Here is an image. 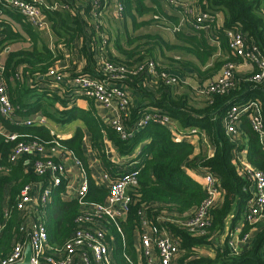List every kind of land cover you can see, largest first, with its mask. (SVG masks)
<instances>
[{
  "label": "trees",
  "instance_id": "obj_1",
  "mask_svg": "<svg viewBox=\"0 0 264 264\" xmlns=\"http://www.w3.org/2000/svg\"><path fill=\"white\" fill-rule=\"evenodd\" d=\"M57 1L66 8L43 12L51 21L52 31L59 42L70 47L75 38H82L78 48L82 60L81 68L57 72L61 77L57 84L64 89L65 95L60 96L51 89L39 87L40 83L54 82L49 70L61 55L50 50L43 40L39 42L38 35L25 22H21V26L32 42L31 48H9L3 59L4 76L9 99L15 107L14 114L20 118L39 116L41 121H37L38 124L35 125L12 127L11 131L18 135L14 140H6L0 135V223L4 219V203L7 213L0 235V258L9 254L13 237L18 234L16 204L21 190L30 183L44 185L48 182L46 175L24 169L22 160L16 164L9 162V155L19 141L38 140L47 145L53 139L57 140L85 168L89 187L84 199L102 202L107 189L104 186L96 187L89 175L86 158L81 150V127H76L69 138L56 139L44 123L49 120L65 125L80 120L90 134L91 149L95 157L111 178L127 169L138 170L137 185L127 189L130 199L128 211L118 221L121 233L114 225L109 229L116 243L113 255L119 264L124 263V255L131 259L136 258L135 241L138 233L142 231V217L149 226L166 229L177 241L176 264H264L261 251L264 244V219L258 223L249 249L239 254L232 253L227 237L220 246L214 248L213 258L198 252L202 245L212 244L211 238L223 230L228 214L233 212V221H236L247 210V201L252 193L250 183L238 170L233 159V152L241 151L243 146L232 142L226 135L223 119L231 106H240L249 100L259 103L264 118V79L259 83L247 81L256 73L254 67L247 74H236L237 82L228 92L208 96L199 92L214 79L225 63L238 64L242 60L229 49L227 31L240 30L247 42L254 41L264 55V0H183L191 2L196 11L207 15L202 22V26L207 27L206 30L190 26V17L181 16L177 7L176 13H169L163 0H116L121 7L117 19L126 23L123 22V30L116 32L114 37L110 34L106 37L101 35V23H87V18L94 16V8L89 0H86L81 9L75 8L66 0ZM10 13L7 11V14ZM145 15L149 18L138 21V17ZM128 20L134 31L151 22L166 24L169 30L172 29V41L163 39L157 33L131 36ZM0 27L3 28L0 48L25 40L9 24L0 22ZM209 36L217 44L209 43ZM120 39L125 40L127 47ZM109 42L117 54L108 47ZM100 49L107 61L121 64L125 68L134 70L148 61H153L157 71L180 77L187 74L194 84L185 81L180 85L166 86L158 79L154 87L150 88L145 86L144 75L126 72L115 84L128 87L131 94L138 95L140 100L137 103H132L131 100L129 102L128 116L122 122L131 134L126 139H121L111 124L99 116L94 99L80 93V88L72 83L76 77H90L95 80L103 78L96 60V51ZM168 51L171 52L170 55L167 54ZM75 94L87 101L88 109L72 105L71 99ZM70 95L72 96L69 97ZM151 111H160L167 115L174 123L177 134L187 135L190 129L195 128L199 143H207L211 153L204 154L199 150L194 154L193 144L176 140L173 138L175 133L159 122L150 120L146 125L137 128L138 120ZM3 120L1 118L0 122ZM241 127L247 136L246 159L264 173V146L246 120L241 119ZM104 137L113 143L120 155L130 154L140 143L144 144L133 160V165L123 166L107 159ZM186 168L209 172L218 180L221 196L210 209L211 223L205 235L189 232L175 222L192 214L206 197L202 186L187 174ZM63 191V184L54 188L47 207L46 229L52 245L62 244L71 235L76 227L74 219L81 210L76 200L63 199ZM244 224L239 237L251 228Z\"/></svg>",
  "mask_w": 264,
  "mask_h": 264
},
{
  "label": "built area",
  "instance_id": "obj_2",
  "mask_svg": "<svg viewBox=\"0 0 264 264\" xmlns=\"http://www.w3.org/2000/svg\"><path fill=\"white\" fill-rule=\"evenodd\" d=\"M94 8V17L100 19V14L107 8L108 0H89ZM165 5L179 8L181 16L190 17V26L206 30L202 22L207 15L196 11L191 2L183 0H163ZM66 8L59 2L48 3L45 0H0V22L6 23L8 19L7 11L17 13L23 21L33 29L43 30L50 33V25L44 15V10H60ZM121 7L117 3L114 8V17L120 16ZM0 27V38L3 36ZM228 47L235 56L242 60L239 64H250L256 68V73L247 79L251 83H259L264 79V55L252 41L247 42L245 35L240 30L227 31ZM209 43H216L212 36L208 38ZM7 47L0 48V119L13 120L22 125H35L41 121V117H22L18 122L14 114L15 107L11 103L8 95V86L4 76L3 54ZM96 60L103 78L95 80L90 77H76L73 85L80 88L79 92L94 99L103 108H108L115 104L118 109L117 115L111 120L112 128L118 133L121 139H126L131 132L123 125V119L128 116L127 107L130 97L125 87L117 86L115 81L122 79L126 72L144 75L145 86H154L160 79L166 86L180 85L186 81V77L172 75L165 71H157L153 61L138 66L131 70L121 64L109 62L102 55V49L96 51ZM236 64L234 62L225 63L219 73L201 88V95H212L215 93L228 92L237 82L235 75ZM58 70L51 68L49 74L54 77V82L61 80ZM106 76V77H105ZM153 84V85H152ZM20 118V117H18ZM241 118H246L253 131L258 135L259 142L264 146V118L261 108L256 100H249L240 106H231L223 119V127L226 135L237 143V125ZM153 120L166 126L175 133V125L172 120L160 111L146 113L136 123L140 128ZM45 123V121H44ZM50 130V129H49ZM50 134L56 139L60 138L51 130ZM191 135H197V130H189ZM0 135L6 140H14L17 133H5L0 122ZM66 159H70L75 167L82 173L81 180L77 186L71 187L70 177L67 172ZM234 162L242 175L248 179L251 189V197L247 201V210L243 214L244 222L255 229L259 222L264 219V173L250 164L246 156L235 150ZM22 160L24 169H32L39 175H46L48 182L44 185L27 184L21 190L16 209L18 212V234L13 237L12 248L8 255L0 258V264H14L23 260L24 249L27 244L31 249V264H119L113 255L116 247L115 240L109 233L111 226L121 233L118 221L123 219L128 211L129 195L127 189L134 187L138 182V170L127 169L119 173L115 178H111L106 172L98 177V185L104 186L107 192L102 202L87 201L84 199L88 192V179L82 162L57 140H52L50 144L41 143L38 140L19 141L9 155V162L16 164ZM129 165H133L129 164ZM200 185L205 191V198L201 204L182 220H177L176 225L182 226L192 233L207 234L210 226V209L217 203L221 196L217 178L209 172H202ZM63 184L64 189H72L71 197L81 206L80 212L74 219L76 224L71 235L60 245L49 243L46 229L47 207L50 202L51 192L58 185ZM3 221L0 223V235L4 227L6 204ZM142 231L138 233L135 247L139 251L137 260L124 255L123 264H176L178 255V243L166 229H159L158 226H149L144 217L141 218ZM240 241L246 243L248 235L239 237ZM228 247L234 254H239L240 249L235 246V242L228 241ZM264 256V244L262 246Z\"/></svg>",
  "mask_w": 264,
  "mask_h": 264
},
{
  "label": "crops",
  "instance_id": "obj_3",
  "mask_svg": "<svg viewBox=\"0 0 264 264\" xmlns=\"http://www.w3.org/2000/svg\"><path fill=\"white\" fill-rule=\"evenodd\" d=\"M51 1H53V0H51ZM66 1L70 2V4L74 5V7L78 8V9H81L82 7H84L85 3H86V0L85 1L84 0H66ZM116 5H117L116 0H108L107 8H104L103 12H101L100 19L98 20L94 16H90L86 20L87 23L89 22V23L94 25L95 22H97L99 24L101 23L103 27H106L107 18L114 17V8ZM62 11H64V10H62ZM167 11L169 13H174L173 9H171V10L167 9ZM80 12H82V10H80ZM44 15L49 22L50 33H46L45 31L39 30V29H32V31H34L38 35V37H39L38 41L39 42L41 40H43L44 43L46 44V46L50 50L61 55L60 58L58 60H56L55 63L53 64V68L58 70V71H66V70L70 71L72 69L81 68L82 60H81V56L79 55V52H78V48L80 47L81 41H82L81 36H79L78 38H75L70 47L64 46L61 42H59L57 35H55L54 32L52 31L51 21L48 19L46 14H44ZM18 16L19 15L17 13H14V12H11L10 15L8 14V19L5 23V25L9 24L14 31L20 32L21 35H23V39H25L24 41L19 43V45H22V47H20V48L29 49V48H31L32 42L29 41L28 34L25 31H23V29H22L21 22L24 23V21L22 20V18L20 16H19L20 18ZM114 19H117V18L114 17ZM103 27H102V34L101 35L103 37H106L108 35L106 34V32L103 33ZM86 30L88 32V26H87ZM15 45H18V44L14 42V43H11L10 45H6L7 51L9 48L10 49H17V48H14ZM107 45H108V47L110 46V48H111V42H109ZM111 51L115 52V51H113L112 48H111ZM5 54L6 53L3 54V58H4ZM235 67H236V72L241 74V75L247 74L254 69L250 64L242 65V64L238 63V64H236ZM189 82H190V84H194L192 81H190V79H189ZM39 87L51 89V90L55 91L60 96L65 95L64 89L61 87V85L54 83V82H49V81L43 82V83L39 84ZM124 87L127 89V93L128 94L130 93V100L132 101V103H137L140 100L139 96L136 94H133V93L131 94V91L129 90V88L126 86H124ZM149 87L152 88L154 86H149ZM71 96L72 95H70L69 97H71ZM71 101L73 102L72 105L79 106L83 109H88L87 101L84 100L83 98H81L79 95L75 94L74 96H72ZM94 105H95L96 111L99 114V116L108 124L111 123V120L118 113V109H117V106L115 104H112L108 108H103L99 104H97L96 102L94 103ZM22 119L23 118L15 117V120L18 122H21ZM241 119L246 120V118H241ZM4 121H5V123H4ZM2 123H3V125H2ZM2 123H1V126H2V129L5 133L14 132V131H11L12 127L22 125L20 123L18 124L16 122H14L13 120L8 121L7 119L6 120L4 119ZM51 123H52V125H51ZM45 124L55 135L57 134L56 128L53 127V122L46 120ZM59 125L60 124H58V126ZM63 126L65 127L63 129L64 133L62 135H58L62 139H66V138L71 137L73 135L76 127H81L82 132H83V137L81 140V150L83 152V155L86 158L87 167L89 170V175H90L94 185L96 187H99V185L97 184L98 183L97 179H98L99 175L105 171L102 168L101 162L95 157V155L91 149L89 132L87 131V129L84 127L83 123L80 120H75V121H73L69 124H65ZM237 129H238L237 145L243 146L242 150L240 152L241 153L243 152V154L246 156V154H245L246 150L245 149H246V145H247V136L241 127V120L239 121V123L237 125ZM173 138H175L176 140H180V141L183 140V141L190 142L191 144H193L194 154L198 153L199 150H202V152L204 154H210L211 153V149L207 143H203L202 145L199 143L198 135H191V134L181 135V134H177L175 132V134L173 135ZM143 144L144 143H140L133 150V152H131L130 154L120 155L117 152L116 148L114 147L113 143L109 139L104 137V148H105V153H106L107 159H109V161H111L115 164L123 165V166H125V164L129 165V164L134 162L133 160L135 159L139 150L142 148ZM234 155H235V152H233V156ZM66 165H67V172H68L69 177H70L71 187H75L78 185V183H80L79 181L81 180V177L83 175H82L81 171L78 169V167H75V165L72 163V161L70 159H66ZM82 166H83V164H82ZM83 169H85V168L83 167ZM186 172L192 179H194L196 182H198L200 184V178H201L200 176L202 173L201 171H199L195 168H186ZM86 177H87V174H86ZM71 192H72V189H68V190L64 189V191L62 192L63 199L74 200L73 198H70ZM233 217H234L233 212L228 214V216L225 218L223 230L211 238L212 244L202 245L201 247H199V249H198L199 253L207 255L210 258H213L214 257V248L220 246L221 243H223V241L225 239H227V237H229L228 241L232 240L235 242V246L240 249V252L243 250H247L251 247V245L254 241L253 234L258 228L248 229L245 232V234L248 235V240L246 243H244V242L240 241V239H239V232L242 229V226L245 225L243 215L236 221H233ZM139 254H140L139 251L136 249V258L133 260H137L139 258Z\"/></svg>",
  "mask_w": 264,
  "mask_h": 264
},
{
  "label": "rangeland",
  "instance_id": "obj_4",
  "mask_svg": "<svg viewBox=\"0 0 264 264\" xmlns=\"http://www.w3.org/2000/svg\"><path fill=\"white\" fill-rule=\"evenodd\" d=\"M47 2L51 3V2H58L57 0H47ZM167 9H174L173 11H175L174 13H176L177 9L175 10V8H173L172 6H168ZM149 16L148 15H145L143 17H138V21L140 20H143V19H148ZM123 22L126 23V21H120L119 19H114V17H110V18H107L106 20V27H103V33L106 32V34H110L111 37H114L116 36V32L120 33V30H123L122 28V24ZM129 20L127 21V26H128V29L130 30L129 33H131L130 35L131 36H134V35H140L142 33H150V34H159L161 37H163V39L165 40H168V41H172L171 40V32H172V29L170 28V30L166 27V24H162V23H159V24H156L155 22H151L150 24H147V25H144V26H141V27H138L136 31L132 30V26L129 24ZM129 24V25H128ZM46 39V38H45ZM22 42V41H21ZM120 42L125 46L127 47V45L124 43L125 40L124 39H120ZM18 45H15L14 48H20L22 47V45H19L20 41L19 42H16ZM24 43V42H23ZM141 43V42H140ZM145 46V45H143ZM142 48V46L140 47ZM115 51V50H113ZM114 53L117 54V52L115 51ZM168 55L171 54L170 51L167 52ZM120 57V55H119ZM185 58H189V57H185ZM185 77H186V81L189 82V77L187 74H185ZM185 86V85H184ZM182 88H180L181 90ZM52 122V121H51ZM52 125V123H51ZM53 127L56 128V132L57 134L56 135H62L64 133L63 129L65 128L63 125H59L58 124L56 125V123L53 122ZM54 131V130H53ZM55 132V131H54Z\"/></svg>",
  "mask_w": 264,
  "mask_h": 264
},
{
  "label": "water",
  "instance_id": "obj_5",
  "mask_svg": "<svg viewBox=\"0 0 264 264\" xmlns=\"http://www.w3.org/2000/svg\"><path fill=\"white\" fill-rule=\"evenodd\" d=\"M30 258H31V249H30V245L27 244L24 249L23 260L14 264H31Z\"/></svg>",
  "mask_w": 264,
  "mask_h": 264
}]
</instances>
